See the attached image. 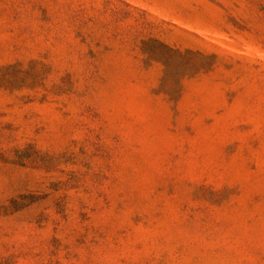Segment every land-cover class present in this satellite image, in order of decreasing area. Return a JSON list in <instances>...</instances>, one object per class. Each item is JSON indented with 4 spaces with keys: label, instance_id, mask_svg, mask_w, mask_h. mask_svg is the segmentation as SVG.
<instances>
[{
    "label": "rangeland",
    "instance_id": "374dc122",
    "mask_svg": "<svg viewBox=\"0 0 264 264\" xmlns=\"http://www.w3.org/2000/svg\"><path fill=\"white\" fill-rule=\"evenodd\" d=\"M0 264H264V0H0Z\"/></svg>",
    "mask_w": 264,
    "mask_h": 264
}]
</instances>
